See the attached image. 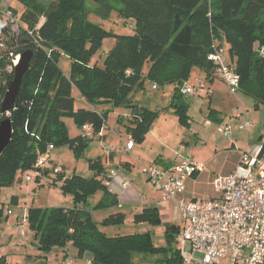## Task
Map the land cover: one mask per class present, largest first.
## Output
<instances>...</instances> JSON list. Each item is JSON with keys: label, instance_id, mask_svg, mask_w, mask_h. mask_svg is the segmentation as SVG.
Returning <instances> with one entry per match:
<instances>
[{"label": "trees", "instance_id": "16d2710c", "mask_svg": "<svg viewBox=\"0 0 264 264\" xmlns=\"http://www.w3.org/2000/svg\"><path fill=\"white\" fill-rule=\"evenodd\" d=\"M113 1L120 8L116 10L111 0H16L23 7L20 18L27 25L23 34L30 41L18 36L0 47V102L13 77V71L7 70L10 53L30 49L32 57L13 109L8 113L0 109V121L8 117L12 127L11 138L0 154V187L20 181L19 174L33 169L49 144L53 148L68 146L75 157H80L107 120L109 109H97L98 105L128 109L126 132L135 144L142 143L160 115V110L132 99L146 81L173 86L164 108L172 109L180 125L190 126L189 104L180 87L193 67L200 68L207 77L211 75L207 54L218 40L226 43L229 62L239 74L240 92L256 103H264V0ZM87 3L97 6L95 13L102 18L115 10L120 18L130 20L133 32L116 34L89 20L92 10ZM16 12L12 9L13 14ZM41 17L44 21L40 23ZM109 37L114 38V44L99 63L94 56ZM258 47L261 54H257ZM61 56L69 59L68 74L58 65ZM73 87L92 107L74 108ZM65 117L79 129L90 124L93 134L69 137ZM207 117L221 121L213 108H208ZM258 142L264 152V136ZM87 166L91 172L88 175L57 174L63 178V193L72 196V207L28 208L29 228L39 248L48 251L70 244L78 257L90 253L92 264H130L134 253L157 254L153 264H183L180 248L170 232L166 233V245L155 246L148 231L109 236L100 230L99 224H122L126 215L116 211L100 222L93 220L85 208L90 197L102 193L92 209L117 206L118 201L103 182L106 175L102 158L88 159ZM49 172L44 169L42 176ZM2 217L0 207V220ZM160 218L157 207H147L135 212L132 222L154 224ZM0 264H6L3 255Z\"/></svg>", "mask_w": 264, "mask_h": 264}, {"label": "rangeland", "instance_id": "374dc122", "mask_svg": "<svg viewBox=\"0 0 264 264\" xmlns=\"http://www.w3.org/2000/svg\"><path fill=\"white\" fill-rule=\"evenodd\" d=\"M45 2L46 0H39ZM0 10L4 6H8L11 10L16 8L19 12L14 15L13 24H8L3 30L1 35V45L9 38H17L18 36L26 37L25 27L27 26L25 21L20 18V11L23 10L21 4L16 0H0ZM88 9L92 10L88 14V19L101 24L106 29H111L116 34H129L133 32L132 24L130 20H123L118 13L113 10L108 15L102 18L99 14H96L97 6L89 4ZM111 5L120 8V4L111 0ZM104 10L102 9L101 12ZM2 12H0V15ZM1 20L5 18L0 16ZM44 21V17L40 18V23ZM37 27L39 26L36 25ZM35 26V27H36ZM34 27V28H35ZM6 31V32H5ZM5 32V33H4ZM14 41V40H13ZM223 48L224 58L229 61V54L226 43L224 40L217 41ZM114 44V38L109 37L103 40L102 46L95 54L94 58L101 63L105 52ZM257 52V51H256ZM261 48L258 47V53L261 54ZM105 56V55H104ZM98 57V58H97ZM58 65L62 71L66 74L69 73V59L65 56H61ZM147 66L144 67L146 70ZM203 71L198 67H193L190 76L187 79L189 83H194L197 79L204 83ZM218 88L221 89V93L218 92ZM214 89V88H213ZM72 95L74 97V108L86 107L90 108L88 102H86L79 91L73 87ZM173 90L172 85L158 86L156 89L151 88V82L146 81L142 90L134 94L132 99L141 101V104L147 106L153 110H160V115L152 123L150 130L146 134V139L134 146L132 152L137 154L134 162L136 167L143 165H156L158 167H164L163 164H172L174 162H180L181 159L189 158L196 162H200L204 165L203 172L199 176L191 179L193 182H188V187L184 190L181 198L185 200L190 199H210L217 195L213 181L221 173H225L236 159L235 152L232 153L230 142L236 140L241 145L251 146L258 141L260 135H264V104L259 103V109L253 108L254 100L240 92L238 90L235 94L228 92L225 84L217 79L215 83L214 95L211 97V107H220L224 121L218 123L212 118L207 117L209 104V98L205 89H197L194 93L186 95V100L189 104L188 115L190 117V126H182L179 124L176 115L172 112V109L164 108L168 104V98ZM218 93L225 99L224 101H218ZM109 109L107 120L104 123V129L108 134L107 140H101L98 136L94 135V138L90 141L88 148L80 157H75L73 152L68 146H56L49 151L50 158L47 159L45 167L50 170L52 166H59L61 173L64 172L65 177L71 176L73 173L79 175H88L89 169L87 166L88 159H94L95 157H101L104 163L105 169L111 164L105 162L104 155L106 153V147L113 144L114 136L117 132L122 130V127H118L115 124L117 113L120 109L110 108V106L98 105L96 108ZM219 108V109H220ZM236 112H243L242 117L252 122V125L247 130H241L237 126L238 121H234ZM120 116V114L118 115ZM66 127L68 129L69 137L73 138L77 135L86 136V131L79 129L75 126L73 120L69 117L63 118ZM209 121V124L205 122ZM241 120V118H240ZM228 122L232 129L229 135L225 136L217 131V126L223 125ZM228 126V125H227ZM226 127V126H225ZM248 142V143H247ZM111 143V144H110ZM228 145V147H227ZM244 146V147H245ZM129 153V156L136 155L135 153ZM45 155V154H44ZM41 155L40 158L44 157ZM116 162L119 161L120 155L117 156ZM157 158V159H156ZM30 173L26 170L19 174L20 181H15L11 186L0 187V207L7 213L8 209L16 210L8 215V219H2L0 221V255L7 258V264H64V259L69 258L72 260V264H85V259L78 257L76 249L72 246L70 248H59L57 246L52 247L46 251L39 248L37 240L34 239L33 232L30 228H22L18 224L21 208L20 206L28 205L36 207H72L74 205L73 199L70 193H63L60 188L62 183V176H57L52 171L48 173L46 177H41L37 183L30 181L26 182L25 174ZM142 174V173H139ZM131 179L132 175L128 174ZM39 184V185H38ZM148 182H144L146 187V193L149 197L159 198L161 197L158 192L154 191L152 186L147 185ZM36 186V187H35ZM35 188V189H34ZM145 190L144 188H142ZM101 192L98 191L94 196L90 197L85 205L91 213L93 220L100 222L108 215L121 211L126 213L125 221L120 225H113L103 227L99 224L100 230L104 231L107 235H125L133 233H145L149 232L151 241L155 246L166 245V233L170 232L174 238L177 246L181 251L186 252L188 250V244L183 243L179 239L184 222L181 220L177 213V210L173 203H161L162 213L167 214L170 219L160 218L157 223H134L132 222V216L127 205L122 208L117 206L107 207L103 209H92L93 205L98 201ZM13 195L17 196L16 203L12 202ZM102 195V194H101ZM15 198V197H14ZM162 201V200H161ZM19 204V207L15 205ZM17 215V218H16ZM22 215V214H21ZM20 215V220H21ZM19 220V223H20ZM65 251L66 253L64 254ZM159 256L155 253H134L130 264H153ZM92 263V262H91Z\"/></svg>", "mask_w": 264, "mask_h": 264}, {"label": "built area", "instance_id": "2783aa9c", "mask_svg": "<svg viewBox=\"0 0 264 264\" xmlns=\"http://www.w3.org/2000/svg\"><path fill=\"white\" fill-rule=\"evenodd\" d=\"M0 12L5 18L4 21L0 18L1 45L2 30L16 20L7 5L2 7ZM224 51L225 49L219 43L212 44L207 60L211 62L213 72L225 84L228 92L235 94L239 90V74L234 65L225 60ZM10 55L12 56L11 65L7 70L13 71L20 53H10ZM126 73L130 72L127 70ZM151 87L156 89L157 84L152 82ZM201 88L205 89L208 96L213 93V89L203 85L199 79L192 84L184 81L180 92L186 96ZM241 115L243 112L236 116ZM250 125L251 121L242 117L238 128L247 130ZM225 126L220 127L219 131L228 135L231 128L229 125ZM81 129L86 131V135L93 134L90 124H84ZM98 134L100 135L101 131ZM131 145L130 139L125 149L129 150ZM47 149L42 154H45L44 157H39L33 169L29 170L30 173L25 174L26 182H35L37 177H42L43 170L48 168L45 164L50 158L49 151L53 149L52 145L49 144ZM106 150L112 151V148L106 147ZM202 170V163L189 158H184L169 167L150 164L141 168L142 175L159 193L161 200L173 203L184 222L183 230L179 235V239L188 244L186 252L180 250L183 264H264V152H262V145L244 148L235 169L230 174L217 176L214 179L213 185L218 193L217 196L210 199L181 198L186 181ZM50 171L59 174L61 168L55 165ZM116 177L115 170H109L105 184L109 185L110 179ZM119 185L125 190L129 187L130 180L125 176L119 177ZM19 224L22 228H27L29 225L26 206L22 208ZM91 261L87 259L86 263L91 264ZM64 264H72V260L65 258Z\"/></svg>", "mask_w": 264, "mask_h": 264}, {"label": "crops", "instance_id": "0c3cea01", "mask_svg": "<svg viewBox=\"0 0 264 264\" xmlns=\"http://www.w3.org/2000/svg\"><path fill=\"white\" fill-rule=\"evenodd\" d=\"M204 76H202L203 77V79H204V83H203V85H205V86H209L210 88H214L213 89V93L211 94V95H209V96H207L208 98H209V104L207 105V109L208 108H213V109H215L216 111H218V114H219V117L221 118V121H222V123H223V121L225 120L224 119V117H223V115H222V112L223 111H221V108L220 107H218V108H216V107H211V101H212V96L215 94L214 93V90H215V83H216V81H217V79L220 81V79L215 75V73L213 72V68L211 69V75L209 76V77H207L206 76V74H205V72H203L202 73ZM188 82V81H187ZM152 88V87H151ZM221 89L222 88H218V92H220L221 93ZM220 93H218V101H224L225 99L220 95ZM170 97H171V95H170ZM170 97L168 98V100H170ZM139 103H141V101L139 100L138 101ZM169 102V101H168ZM262 104H264V103H262ZM259 103H256V102H254V104L252 105V107L253 108H257V109H259ZM220 108V109H219ZM117 109V108H116ZM118 109H120V111L117 113V115H116V119H115V124L118 126V127H122V130H120V131H118V133L117 132H114V133H116V135L114 136V143L113 144H111V145H109V146H107V147H111L112 148V151H107V150H105L106 151V153H105V155H104V159H105V162H110L111 164H114V165H109L108 166V168H106L105 169V175L107 176V173H108V171L109 170H115V172H116V175H117V177L116 178H111L110 179V184L109 185H106L107 187H108V189H109V191H110V193L111 194H113V195H115L116 196V198H117V201H118V204H117V207L118 208H122L124 205H127L128 206V208H129V210H130V214H131V216L135 213V212H139V211H141L143 208H147V207H157V209L159 210V213H160V216L162 217V218H166V219H170V217H168V215L167 214H163L162 213V207H160V204L161 203H163V201H161L159 198H156L155 199V197H149V195H148V193H146V187H144V185H143V183L146 181V182H148L147 181V179L145 178V176L144 175H142V174H139V173H141V168L143 167V166H145V165H143V166H141V167H136V164H135V162H134V160H135V158H136V156H137V154L135 153V150H134V152H132L133 151V149H134V146L136 145L134 142H133V139L131 138V135H129L127 132H126V129H125V127H124V123L126 122V120H125V117H127V114H128V109H122V108H118ZM240 112H236V115L237 114H239ZM120 114V116H118ZM235 117V120H233V122L234 121H238V119L237 118H239V123H240V118H242V115L241 116H239V117H237V116H234ZM207 121L208 120H205V122L207 123ZM220 121V122H221ZM209 122V121H208ZM220 122H218V123H220ZM209 124V123H208ZM225 125H229L230 126V128L232 129V126L228 123V122H226L225 124H224V126ZM251 125H252V122H251ZM250 125V126H251ZM220 127H223V125H218L217 126V131H219V128ZM238 127V126H237ZM249 128V127H248ZM230 129V130H231ZM93 130V129H92ZM220 132V131H219ZM149 133V132H148ZM147 133V134H148ZM222 133V132H221ZM223 134V133H222ZM108 134H106V131H105V129H104V126H103V128L101 129V134L99 135V134H97V135H95V136H98V138H100L101 140H107L108 139V136H107ZM224 136H225V134H223ZM229 135V134H228ZM91 136V135H90ZM145 136H147V135H145ZM260 136H264V135H260ZM130 139H131V141H132V145H131V148L129 149V150H126L125 149V145H126V143H128L129 141H130ZM145 139H146V137H145ZM144 139V140H145ZM248 143V142H247ZM261 143L260 142H255V143H253V145H251V146H243V145H241V144H239V143H237L236 142V140H234V141H232V142H230V147L229 148H231V151H232V153L233 152H235V155H236V159H235V161L233 162V165L225 172V173H221V174H219L218 176H225V175H227V174H230L234 169H235V167L237 166V164H238V162H239V160H240V158H241V152H242V150L244 149V148H251V147H253V146H255V145H260ZM138 145V144H137ZM262 145V144H261ZM227 147H228V145H227ZM54 149V148H53ZM130 152H132V153H135L136 155H133V156H129V153ZM118 155H120L121 157L119 158V161L118 162H116V160H117V156ZM138 157V156H137ZM157 159V158H156ZM182 160V159H181ZM180 160V161H181ZM178 163V162H177ZM174 164H176V162H174V163H172V164H166V163H164L163 164V166L164 167H169V166H172V165H174ZM203 169H204V165H203ZM201 172H203V170L202 171H200V172H198L197 173V175L196 176H192L191 178H189L187 181H186V186H185V189H186V187H188V182H193L191 179H194L195 177H197V176H199V174L201 173ZM128 174L129 175H132V178L130 179L129 177H128ZM122 176H125V177H127L129 180H130V185H129V187L127 188V189H122L121 187H120V185H119V177H122ZM42 177H46V176H42ZM107 178L105 177L104 178V183H105V180H106ZM39 185V184H38ZM147 185H150L149 183L147 184ZM151 186V185H150ZM36 187V186H35ZM142 188H144L145 190H143ZM35 189V188H34ZM155 191V190H154ZM217 193V192H216ZM98 194H100V193H98ZM102 194V193H101ZM101 194H100V196H99V198L101 197ZM217 195H218V193H217ZM216 195V196H217ZM13 196H15V198L12 200L11 199V201L13 202V201H15V203H16V198H17V196L16 195H13ZM215 197V196H214ZM96 203H97V201H96ZM164 203H167V202H165L164 201ZM16 207H19V204H16L15 205ZM24 206H26V205H24ZM24 206H20L21 208H19V210H20V213L22 214V208L24 207ZM27 207V206H26ZM30 207V205H28V207L27 208H29ZM34 207V206H33ZM36 207V206H35ZM11 208V207H10ZM8 209V211H7V213L6 212H4V215H3V217L1 218V220L2 219H8V215H11V213L13 214V212L14 211H16V210H11V209ZM125 213V212H124ZM20 214V215H21ZM20 215H19V220H20ZM125 215H126V213H125ZM16 218H17V215H16ZM0 220V221H1ZM19 220H18V224H19ZM27 228H29V225H28V227ZM70 244H68L65 248L66 249H68V248H70ZM73 247V246H72ZM64 252V254L66 253L65 251H63ZM77 252V251H76ZM82 258H84L85 259V264H87L86 263V260L87 259H91L92 258V256H91V254L90 253H84L83 254V256H82ZM8 260H7V258H6V262H7ZM7 264V263H6ZM92 264V263H91Z\"/></svg>", "mask_w": 264, "mask_h": 264}, {"label": "water", "instance_id": "95a60500", "mask_svg": "<svg viewBox=\"0 0 264 264\" xmlns=\"http://www.w3.org/2000/svg\"><path fill=\"white\" fill-rule=\"evenodd\" d=\"M22 41H30L29 37L22 38ZM32 51L27 49L20 53L17 63L13 66V77L8 83L0 102L2 112H10L14 107L15 98L19 93V87L24 73L29 67ZM12 134L11 121L8 117L0 121V154L8 144Z\"/></svg>", "mask_w": 264, "mask_h": 264}]
</instances>
